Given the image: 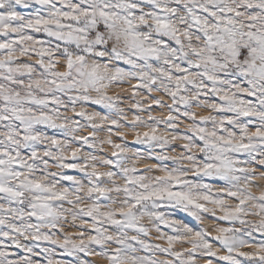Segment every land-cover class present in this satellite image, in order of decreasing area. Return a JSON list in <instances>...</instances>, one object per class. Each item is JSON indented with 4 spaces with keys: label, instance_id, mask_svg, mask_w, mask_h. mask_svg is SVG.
I'll use <instances>...</instances> for the list:
<instances>
[{
    "label": "snow or ice",
    "instance_id": "6c2138e0",
    "mask_svg": "<svg viewBox=\"0 0 264 264\" xmlns=\"http://www.w3.org/2000/svg\"><path fill=\"white\" fill-rule=\"evenodd\" d=\"M239 2L253 13L247 18L248 31L240 23L242 10L234 8L231 0H15L14 7L0 0V129L7 132L6 137L0 135V264H41L33 248L23 247L10 233L19 236L32 231L39 240V225L54 220L62 211L56 204L68 203L69 197L80 191L76 174H38L36 169L40 161L35 149L43 147L38 143L42 138L47 139L40 135L44 131L42 126H48L52 144L58 143L56 137L61 134L53 131L57 128V108L44 110L45 106L59 105L60 101L46 93L72 88L78 83L96 86L103 77L99 65L89 66L84 55L74 57L67 47L59 54L65 58L68 72L55 71L54 62L45 64L44 59L52 55L49 46L52 39L57 47L83 42L86 52L101 57L102 53L93 52V48L102 49L133 72L140 61L146 71L137 76L138 80L147 75L155 84L158 78L172 80L174 76L175 87L169 90L170 95L178 98L187 111L199 100L183 95L186 84L199 90V99L214 94L212 107L222 117L215 127L209 128L206 120L197 121L195 114L189 117L185 113V119L200 125L190 133L192 139L203 146L202 152L213 153L204 156L202 166L194 163L193 168L201 179L217 175L237 190L223 193L202 183V190L194 192L188 188L189 181L182 171H167L165 176L149 180L145 175L148 168L119 170L115 163L112 167L124 177L123 186L115 184L109 188L103 181H89L80 173L90 185L89 199L107 205L112 202L113 194H119V207L102 211L94 202L88 208L86 218L93 222V227L89 229L87 244L82 238L77 245L68 237L60 244L45 234L44 239L57 250L45 247L43 264H61L73 250L83 253L88 245L112 264H121L122 260H131L132 264H196L201 257L196 252L199 247L206 249L202 258L207 264H236L231 255L218 256L211 244L202 243L223 240L222 246L230 248L226 235L212 236V229L199 220L203 215L218 225L221 232L233 231L226 225L238 219L247 207L240 193L257 200L258 208L264 212V197H255L238 183H232L250 175L245 168L237 167V163H256L264 169V163L253 159L256 149L264 145V0ZM98 21H103L101 27L109 30L107 38L100 32L94 33V40H88L87 33ZM193 34L202 42L194 43ZM106 39L111 43H106ZM120 44L124 45L122 49L114 46ZM17 52L20 56L15 55ZM32 55L39 56V62L27 58ZM173 60L176 61L174 73L166 72L161 65H170ZM227 68H232L231 73H218ZM34 69H39L41 74L35 75ZM121 72L122 69H117V74ZM73 73L82 79L77 81ZM193 73L200 75L205 83L195 84ZM241 84L244 87L237 93L235 90ZM229 88L233 90L231 95ZM221 91L224 95H219ZM237 95L241 99L237 100ZM233 114L240 117L239 124L231 118ZM144 136L157 139L155 129ZM174 147L187 148L186 145ZM226 153L240 156V160ZM48 155L46 152L45 164ZM117 156L118 153H113L114 158ZM187 158L195 159L191 154ZM149 159L158 164L172 163L162 156ZM65 167L74 170L77 165ZM49 175L53 182H49ZM56 183L66 187L57 189ZM223 195L231 196L240 207H229L223 217H218L208 205L215 204L224 210ZM165 208L178 219L169 218ZM176 208L183 209L184 215L180 216ZM138 214H147L158 227L166 228L168 234L162 236L166 245L148 236ZM108 228L112 231H107ZM128 232H135L137 238L129 237ZM246 240L264 245V233L257 231ZM106 241L115 247H105ZM188 243L193 246L191 250L176 247ZM238 255L243 264H264V257ZM88 260L90 264H100L99 259L92 261L89 256Z\"/></svg>",
    "mask_w": 264,
    "mask_h": 264
},
{
    "label": "clouds",
    "instance_id": "9594fccd",
    "mask_svg": "<svg viewBox=\"0 0 264 264\" xmlns=\"http://www.w3.org/2000/svg\"><path fill=\"white\" fill-rule=\"evenodd\" d=\"M5 2L6 6H15V0H5ZM231 4L234 8L242 10L243 15L240 18V23L244 24L243 30L248 31L247 18L253 13L244 9L239 0H231ZM102 23L103 21H98L96 27L87 33L88 40H94V33L100 32H103L107 38L109 30L102 28ZM177 23L179 24L180 21L177 20ZM256 27H260V25L257 24ZM193 42L201 43L202 39L197 41L196 35L193 34ZM106 43H111V40L106 39ZM49 46L52 55L50 59L45 58L44 63L50 64L54 62L55 71H69L65 58L59 54L64 47H67L74 57L84 55L85 61L89 66L99 65L103 79L96 86L88 85L85 87L78 83L72 88H63L59 91L52 89L46 93L47 95H55L60 101L59 105H47L44 110L50 111L53 107L57 108L58 111L55 115L57 128L53 131L61 134L56 137L58 143L52 144L48 126H42L44 131L40 135L41 137H47V139L42 138L38 143L43 145V147L35 149L40 161L36 164V169L38 174H76L80 191L72 194L68 203L56 204L62 211L54 220L42 222L39 225L38 234L41 237L39 240L36 239L37 234L32 231H27L19 236L10 233L23 247L33 248L34 254L40 257L41 264H43L46 255L43 251L45 247L52 251L57 250L52 243L44 239L45 234H50L51 240L60 244H63L65 237L75 241L77 245L83 238L87 244V237L90 234L89 229L93 227V222L86 218L88 208L94 202L99 204L102 211L119 207L117 203L119 194H113L112 202L107 205L89 199L88 188L90 185L80 173L87 176L89 181H96L97 183L103 181L104 185L109 188L115 184L123 186L125 184L124 177L119 175L112 167V164L115 163L119 170L132 167L148 168L149 171L145 175L149 180L156 176H165L167 171H182L185 173L184 178L189 181L188 188L194 192L202 190L200 188L202 183L209 184L213 191L228 193L237 190L226 185L220 176L213 175L201 179L196 175L193 164L198 163L202 166L204 156H211L213 153L202 152L201 148L203 146L192 139L190 133H194L200 125L191 119H185L186 108L180 104L178 98H173L170 95L169 90L175 87L174 76L172 80L158 78L153 84L150 76L147 75L143 80L137 79L141 72L146 71L140 61H137L140 66L133 72L131 69L124 68L122 61H118L109 52H105L102 49L93 48V52L102 53V57H106V59L86 52V45L83 42L79 45L61 44L60 47H57L56 40L52 39ZM114 46L121 49L124 47L123 44ZM185 47H187V44H185ZM15 55L20 56V53L17 52ZM27 58L35 62L40 60V57L35 55ZM193 59L195 60V58ZM161 66L165 67L166 72L174 73L176 61L173 60L170 65ZM117 69H122V72L117 74ZM219 71H224L227 74L231 73L232 68L218 70V73ZM34 74L39 76L41 74L40 70L34 69ZM73 77L77 81L82 79L75 73H73ZM220 78L224 79L223 76ZM192 80L195 84L205 83V80L196 73H193ZM225 82L227 83V81ZM243 87L244 85L241 84L235 91L239 93ZM198 91L193 85H185L183 95L189 97L190 100H199L198 103L192 105L191 111H187V115L191 117L195 114V120H206L209 128L215 127L222 117L212 107L215 103L212 99L214 94L209 93L207 99H199ZM232 91L229 88L228 94L231 95ZM219 95H224V92L221 91ZM239 99L241 97L237 95V100ZM170 117L172 118L171 121ZM231 118L237 124L240 123V117L237 114H233ZM153 129H155L157 139L144 136L145 132L151 133ZM176 129H179V131ZM249 131H254V129ZM0 135L6 137L7 132L0 129ZM117 145L120 147L117 148ZM140 145H143V147ZM174 145H186L187 148L174 147ZM74 151L75 157L73 156ZM46 152L49 155L45 164ZM113 153H118V156L114 158ZM189 154L195 159H188ZM226 155L231 156L236 161L240 160V156L232 153H226ZM157 156L165 157L172 163L158 164L149 159ZM244 159L247 160V157H244ZM253 159L257 163H264V145L256 149ZM70 164H76L77 168L73 170L65 167ZM236 166L245 168L250 175L246 179L241 178L239 181H233L232 183H238L240 188L246 189L255 197H264V169L258 168L256 163H237ZM97 173L100 174L99 177L95 175ZM48 179L49 182H53L54 178L49 175ZM65 187L66 185L63 183H56L57 189ZM240 196L245 199L247 207L238 219L234 218L232 223L226 225L233 231L228 233L221 232L218 225L203 215H201L199 220V223L212 229V236L223 237L226 235L230 248L222 246L223 240L215 244L211 241H202V243L211 244L212 250L218 256L231 255L236 264H243V260L238 255L239 253H245L249 258L264 257V245L246 240L248 235L257 231L264 233V212H261L258 208L257 200L251 197H244L243 193H240ZM222 199L224 201V210L215 204L208 205L218 217H223L225 210L229 207H240L237 201L229 195H223ZM176 211L180 213V216L184 215L183 209L176 208ZM165 214L169 218L178 219L168 208H165ZM138 221L146 227L150 238L158 239L160 243L166 245V240L162 239V236L168 234L166 228L158 227L157 223L147 214H138ZM107 231L111 232L112 230L108 228ZM81 232L84 234L83 237L79 235ZM127 235L131 238H137L135 232H128ZM105 247L113 248L115 245L106 241ZM176 247L188 251L193 246L188 243L177 244ZM205 251L206 249L203 247L196 248V252L201 254L196 264H207V261L202 258V254ZM156 255L160 257L159 253H156ZM89 256L92 261L99 259L100 264H112L110 259L101 257V254L90 245L83 253L79 250H73L71 256L63 260L61 264H90ZM121 264H132V262L131 260H122Z\"/></svg>",
    "mask_w": 264,
    "mask_h": 264
}]
</instances>
